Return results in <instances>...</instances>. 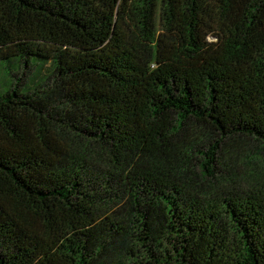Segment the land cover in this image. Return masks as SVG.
I'll list each match as a JSON object with an SVG mask.
<instances>
[{
  "label": "trees",
  "instance_id": "1",
  "mask_svg": "<svg viewBox=\"0 0 264 264\" xmlns=\"http://www.w3.org/2000/svg\"><path fill=\"white\" fill-rule=\"evenodd\" d=\"M0 82V264H264V0H0Z\"/></svg>",
  "mask_w": 264,
  "mask_h": 264
},
{
  "label": "rangeland",
  "instance_id": "2",
  "mask_svg": "<svg viewBox=\"0 0 264 264\" xmlns=\"http://www.w3.org/2000/svg\"><path fill=\"white\" fill-rule=\"evenodd\" d=\"M47 67V66H46ZM16 68H12V69H5V76H6V79H7V75L9 74V73H12V74H14L15 72H16ZM20 72H21V69L19 70V72H18V76H16V77H19L20 75ZM33 72H34V69L31 67H29V68H27L26 70H25V76H24V80H23V83H25L26 82V80H27V77L28 76H30L31 74H33ZM1 83V82H0ZM6 84H7V87H8V80H7V82H6Z\"/></svg>",
  "mask_w": 264,
  "mask_h": 264
}]
</instances>
